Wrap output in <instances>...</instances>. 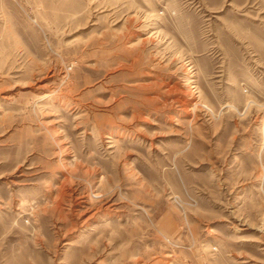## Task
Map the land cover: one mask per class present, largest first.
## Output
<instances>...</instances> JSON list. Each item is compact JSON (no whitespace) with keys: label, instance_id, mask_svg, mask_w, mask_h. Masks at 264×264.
Listing matches in <instances>:
<instances>
[{"label":"rangeland","instance_id":"obj_1","mask_svg":"<svg viewBox=\"0 0 264 264\" xmlns=\"http://www.w3.org/2000/svg\"><path fill=\"white\" fill-rule=\"evenodd\" d=\"M0 264H264V0H0Z\"/></svg>","mask_w":264,"mask_h":264}]
</instances>
